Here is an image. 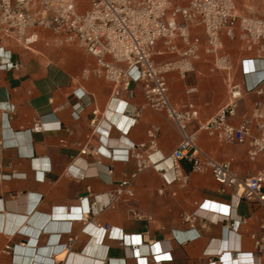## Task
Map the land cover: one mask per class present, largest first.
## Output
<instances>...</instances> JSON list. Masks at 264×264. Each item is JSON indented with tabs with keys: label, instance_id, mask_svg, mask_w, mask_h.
<instances>
[{
	"label": "crops",
	"instance_id": "1",
	"mask_svg": "<svg viewBox=\"0 0 264 264\" xmlns=\"http://www.w3.org/2000/svg\"><path fill=\"white\" fill-rule=\"evenodd\" d=\"M63 50L65 61L13 52L20 69L0 64V264H123L128 234L185 254L156 264H264L252 236L264 234V208L237 200L232 189L221 191L209 167L191 170L187 160L181 161L187 182L175 181L167 158L181 140L175 122L149 108L138 85L131 84L132 96L114 95L107 79L83 75L93 65L86 51ZM251 56L245 52L229 71L201 57L179 82L167 76V85L175 81L181 89L171 103L182 109L192 102L198 111L189 132L226 102L230 82L243 89L235 122L258 102L264 110V81L257 82L256 71L264 59L246 61L253 71L245 73L242 60ZM189 84L196 86L192 94L185 92ZM38 119L43 129L33 131ZM152 127L159 129L153 166L120 189L136 167L133 158L124 159L125 148L147 142ZM220 142L196 131L198 152L228 162L236 175L264 167V154L248 159L247 143ZM93 201L95 214L88 213Z\"/></svg>",
	"mask_w": 264,
	"mask_h": 264
},
{
	"label": "built area",
	"instance_id": "2",
	"mask_svg": "<svg viewBox=\"0 0 264 264\" xmlns=\"http://www.w3.org/2000/svg\"><path fill=\"white\" fill-rule=\"evenodd\" d=\"M79 5L85 7L79 8ZM39 26L50 30L60 42L79 43L94 58V64L85 68L83 75L107 79L114 95L124 90L132 96L131 84L138 85L145 104L153 110L164 111L175 122L181 140L167 155L175 181L181 185L187 182L188 173L181 166V161L187 160L191 170L203 171L209 167L221 191L232 189L237 200L249 199L264 208V167L247 176H238L230 170L228 162L201 155L195 143L196 131L201 129L221 142L247 143V157L255 160L264 154V110L260 102L251 113L235 122L237 101L243 89L238 82H230L226 102L189 132L188 126L196 123L198 111L192 102L176 109L168 96L165 78L171 70L181 75L193 72L202 51L212 57L217 67L229 70L224 38L242 41L252 55L242 60L243 70L253 71L245 68V62L264 59V17L240 15L236 0H187L185 4L179 0H0V42L13 39L29 49L39 38ZM200 31L205 37L204 43L200 40ZM12 54L10 48L0 44V64L20 69L21 61L14 60ZM256 71L260 74L257 82L264 81V67ZM195 91L193 84L185 89L188 94ZM80 111L81 107L75 105L74 114ZM43 125L38 119L31 129L39 131ZM158 132V127H152L147 131V142L127 145L122 155L124 159L133 158L136 167L129 179L119 183L120 189L153 166L151 156L157 151ZM89 212L96 213L94 201ZM189 218L191 215L186 217ZM252 236L256 252L261 253L264 234ZM122 244L123 264H130V259L133 264H143L145 260L156 264L185 257L178 248L166 249L157 242H143L141 234L124 235Z\"/></svg>",
	"mask_w": 264,
	"mask_h": 264
},
{
	"label": "rangeland",
	"instance_id": "3",
	"mask_svg": "<svg viewBox=\"0 0 264 264\" xmlns=\"http://www.w3.org/2000/svg\"><path fill=\"white\" fill-rule=\"evenodd\" d=\"M186 1L187 0H179L180 4H185ZM78 7L84 8L85 5H79ZM236 8L237 12L240 15H255L264 17V0H236ZM37 30L39 32V38L29 49H24L18 41L13 39H4L2 42H0V44H3L7 48H10L12 53L16 52L22 57H25L27 55L28 57L36 58L44 63L58 60L65 61L64 59H66V57L68 56L63 53V49L66 47H75L76 49H78V51L85 52L84 48L77 42H60L59 37L53 34L50 30L40 26L37 28ZM200 40L202 41V43H204L205 41V37L201 31ZM223 48L224 52L229 55L230 65H232L234 63V60L236 59L241 60L242 55L247 52L245 50L244 44L238 38H224ZM90 57L93 60L94 64V58L91 55ZM201 57L202 59L206 58L207 60L213 61L212 57L204 51H202ZM167 76H173L175 78L174 80H177L178 82L181 78V74L177 70H171L167 72L165 75L166 81ZM175 81L172 85L170 82H168V96L174 94L178 98H180V85H176ZM172 104L176 109H178V105H176L174 102H172ZM220 143L229 144L224 142Z\"/></svg>",
	"mask_w": 264,
	"mask_h": 264
},
{
	"label": "bare ground",
	"instance_id": "4",
	"mask_svg": "<svg viewBox=\"0 0 264 264\" xmlns=\"http://www.w3.org/2000/svg\"><path fill=\"white\" fill-rule=\"evenodd\" d=\"M125 147V146H124ZM124 156V155H123ZM208 206H209V204H208ZM207 207V206H206ZM218 207V206H217ZM96 212H98V209H97V207H96ZM85 216V215H84ZM21 263V262H20Z\"/></svg>",
	"mask_w": 264,
	"mask_h": 264
}]
</instances>
